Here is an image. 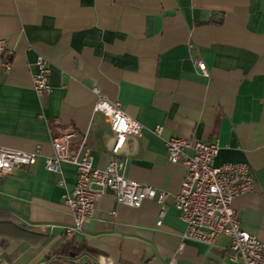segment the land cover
<instances>
[{
  "label": "crops",
  "instance_id": "1",
  "mask_svg": "<svg viewBox=\"0 0 264 264\" xmlns=\"http://www.w3.org/2000/svg\"><path fill=\"white\" fill-rule=\"evenodd\" d=\"M38 56L50 67L43 97L32 85ZM94 88L141 125L122 151L124 172L169 193L160 225L155 201L133 208L108 192L81 231L64 229L76 169L49 172L44 157L53 137L73 132L71 152L86 135L94 165L108 163L114 136ZM169 137L217 139L215 164L248 165L253 192L232 207L264 242V0H0V146L40 152L0 177V264L226 262L225 250L182 240L172 195L184 168L168 161ZM64 245L79 255L57 262Z\"/></svg>",
  "mask_w": 264,
  "mask_h": 264
},
{
  "label": "built area",
  "instance_id": "2",
  "mask_svg": "<svg viewBox=\"0 0 264 264\" xmlns=\"http://www.w3.org/2000/svg\"><path fill=\"white\" fill-rule=\"evenodd\" d=\"M195 65L206 74L201 60ZM5 70L9 62L3 63ZM32 85L38 97L47 95L51 86L48 82L50 67L43 57L35 62ZM93 109L104 115L114 136L108 163L97 167L88 147L86 135L80 145L71 152L70 145L75 133H64L51 139L53 152L44 157L47 171L58 172L61 163H70L76 169V181L71 193L65 197L70 208L73 226L64 228L67 233L81 231L94 218L98 198L111 193L117 204L140 208L146 200L159 206L156 225L166 215V199L169 193L157 187L140 183L125 175L127 158L122 151L130 137L141 135V125L126 115L118 103H110L100 96L98 89ZM163 128L156 126L154 133L162 135ZM167 158L171 164L180 163L184 168L179 190L172 195L173 207L185 224L182 240H192L208 247L226 251L227 264H264V242L242 228L239 215L232 207V201L253 192L254 178L245 163L215 164L218 140L206 142L198 139L169 137L164 140ZM40 152L24 151L0 146V177L12 173L18 166H32ZM114 214V212H111ZM182 244L180 245V248ZM211 264V263H205Z\"/></svg>",
  "mask_w": 264,
  "mask_h": 264
},
{
  "label": "trees",
  "instance_id": "3",
  "mask_svg": "<svg viewBox=\"0 0 264 264\" xmlns=\"http://www.w3.org/2000/svg\"><path fill=\"white\" fill-rule=\"evenodd\" d=\"M72 252L77 257L79 255L80 250L75 251L74 249L69 248L68 245H64L53 252L54 260L57 262L65 261L70 258V254Z\"/></svg>",
  "mask_w": 264,
  "mask_h": 264
},
{
  "label": "rangeland",
  "instance_id": "4",
  "mask_svg": "<svg viewBox=\"0 0 264 264\" xmlns=\"http://www.w3.org/2000/svg\"><path fill=\"white\" fill-rule=\"evenodd\" d=\"M219 264H226V262H221V263H219Z\"/></svg>",
  "mask_w": 264,
  "mask_h": 264
}]
</instances>
